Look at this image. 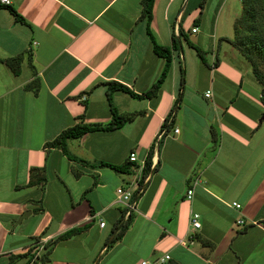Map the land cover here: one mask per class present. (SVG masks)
<instances>
[{"label":"crops","instance_id":"crops-1","mask_svg":"<svg viewBox=\"0 0 264 264\" xmlns=\"http://www.w3.org/2000/svg\"><path fill=\"white\" fill-rule=\"evenodd\" d=\"M141 11V0L0 2V264H264V86L230 42L241 2L154 0L149 28L171 61L152 97L108 88L141 95L164 68ZM112 107L134 115L65 139L66 152L48 145L78 123L109 124ZM166 117L120 233L128 156L146 158Z\"/></svg>","mask_w":264,"mask_h":264},{"label":"trees","instance_id":"trees-1","mask_svg":"<svg viewBox=\"0 0 264 264\" xmlns=\"http://www.w3.org/2000/svg\"><path fill=\"white\" fill-rule=\"evenodd\" d=\"M240 2H241V12L234 22V26H233L234 34L230 42L244 56V58L251 66L252 73L257 78V80L264 86V0H240ZM153 3L154 0H141V6H142L141 16L146 19L147 30L150 36L152 49L154 53L165 59V65L159 78L156 80V82L151 86L149 90H147L145 93L141 95L135 94L128 87L114 81L108 83L109 90L112 91L121 90L130 94L133 97H143V96L152 97L157 93L159 87L166 78L170 68L171 54L168 47L162 46L156 41L153 33L151 32V29L149 28L150 27L149 24L152 17ZM10 10L15 14V16H17L16 12H14L12 8H10ZM189 44L195 48L198 55L203 59L202 51L198 47L194 46L191 42H189ZM21 60H22L21 56H16L6 60V62L14 72H17L19 70V65ZM39 82H40L39 79L37 77H34L28 83L27 87L32 89L34 93H36L40 86ZM261 99L264 102V87L262 89ZM133 115L134 113L119 114L117 110L114 107H112V121L109 124L105 126H99V125H87L84 123H78L70 128L63 130L56 138H54L51 142H49L48 145L53 147H60L63 151L66 152V149L64 147L65 139L78 138L87 132H91L98 129L117 128L123 123L131 120ZM168 118H169V114H168ZM167 120L168 119L166 117L160 129L165 130L166 127H168ZM162 139L163 137L159 140L158 145H156V142L153 141L149 148V152L145 158L144 168L142 170V179L140 180V185L144 177L148 174V172L151 169L150 165H151V155L153 149L156 147L159 148ZM114 168L118 170L119 169L122 170L120 166H115ZM138 194H139L138 190L137 189L134 190L132 200ZM124 213L125 210L122 211V218L120 219V224L118 227L119 229L118 232L120 233H122L131 223V215L128 218L124 219ZM82 228L69 229L66 232L58 235L57 237L51 239L48 242V244L49 245L52 244L53 246L56 242L70 237L75 232L80 231ZM114 242L115 240H113L111 243L106 245V247L107 248L111 247ZM50 249L46 253H44L43 256H46V254L49 253Z\"/></svg>","mask_w":264,"mask_h":264},{"label":"built area","instance_id":"built-area-1","mask_svg":"<svg viewBox=\"0 0 264 264\" xmlns=\"http://www.w3.org/2000/svg\"><path fill=\"white\" fill-rule=\"evenodd\" d=\"M1 3H8L9 0H0ZM193 31H196V29H193ZM206 96H208L209 94L206 93L205 94ZM80 99L82 101H84L86 99V96L85 95H82L80 97ZM179 130L178 128H175L174 129V133H177ZM169 134L163 130V129H160L156 135H155V138L153 141L156 142V145H158V142L159 140L165 136H168ZM128 160L130 162H137V175L133 181V185L131 188H127V189H124V188H118L116 190V201L122 205L123 209L125 210V213H124V219L128 218L130 216V214L136 209V204L135 202L132 200V196H133V192L134 190H138V192L140 193L142 190H143V185L144 183H146V181L148 180V175H146L143 179V183L140 185V180L142 179V170L144 168V163H145V159L143 160H140L138 161V156H137V153L135 151H132L130 152L129 156H128ZM151 168V167H150ZM153 169V167H152ZM191 194H192V189H189L187 191V197L190 198L191 197ZM233 205L236 207V208H239L240 205L239 204H235L233 203ZM199 218V215L197 213H192L191 214V218H190V224L193 228H199L200 227V221L198 220ZM240 224H243V220L240 219L239 220ZM99 226L100 227H103L104 226V222L101 221L99 223ZM169 259V256L166 255L164 257H161L159 259V261L161 263L165 262L166 260ZM142 264H150L148 263L147 261H143Z\"/></svg>","mask_w":264,"mask_h":264},{"label":"rangeland","instance_id":"rangeland-1","mask_svg":"<svg viewBox=\"0 0 264 264\" xmlns=\"http://www.w3.org/2000/svg\"><path fill=\"white\" fill-rule=\"evenodd\" d=\"M191 40H193V39H191ZM192 50V49H191ZM193 52V51H192ZM196 53V52H195ZM197 54V53H196ZM186 62H187V66L189 65V55H188V53H187V50H186ZM250 65V64H249ZM251 67V66H250Z\"/></svg>","mask_w":264,"mask_h":264},{"label":"water","instance_id":"water-1","mask_svg":"<svg viewBox=\"0 0 264 264\" xmlns=\"http://www.w3.org/2000/svg\"><path fill=\"white\" fill-rule=\"evenodd\" d=\"M113 237H114V234H112L111 238L108 240V242H107V244H106V245H108L109 243H111V241H112Z\"/></svg>","mask_w":264,"mask_h":264}]
</instances>
